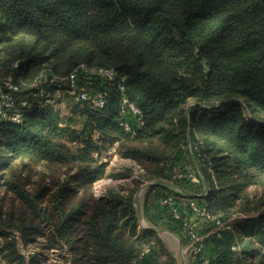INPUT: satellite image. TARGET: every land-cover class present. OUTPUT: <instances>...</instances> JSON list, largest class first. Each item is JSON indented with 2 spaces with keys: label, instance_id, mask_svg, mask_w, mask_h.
I'll use <instances>...</instances> for the list:
<instances>
[{
  "label": "trees",
  "instance_id": "obj_1",
  "mask_svg": "<svg viewBox=\"0 0 264 264\" xmlns=\"http://www.w3.org/2000/svg\"><path fill=\"white\" fill-rule=\"evenodd\" d=\"M82 63L115 70L109 86L79 77L104 94L103 107L70 99L29 111L53 88L40 74L66 76ZM9 77L16 90L7 89ZM2 90L14 99L11 112L22 113L20 122L0 115L6 263H42V254L20 252L16 231L23 244L58 246L69 264H178L153 227L138 231L137 182L126 193L92 192L104 165L91 150L101 155L119 141L120 154L153 181L142 205L150 225L181 231L159 198L188 196L179 190L187 181L174 180L178 190L165 184V168L185 162L207 188L198 199L208 215L199 219L208 264H264L263 202L247 192L264 184V0H0ZM122 93L145 121L133 136L118 122ZM218 220L228 228L216 231Z\"/></svg>",
  "mask_w": 264,
  "mask_h": 264
},
{
  "label": "built area",
  "instance_id": "obj_2",
  "mask_svg": "<svg viewBox=\"0 0 264 264\" xmlns=\"http://www.w3.org/2000/svg\"><path fill=\"white\" fill-rule=\"evenodd\" d=\"M115 70L112 68H97L89 67L82 63L77 66L66 76L41 75L45 81L53 84L51 90H41V94L45 95L43 102L36 104L29 108V111L41 110L44 112L47 105L54 106L56 99L59 97H67L73 101H87L93 108L99 109L105 104L104 94L94 93L86 90L80 85L79 77L81 75H95L101 79V84L109 86L113 83L115 78ZM124 78H121L123 80ZM8 90H16L17 85L12 81L11 77L6 82ZM121 91H124L122 86ZM23 105H27L25 101ZM14 106V99L9 91H0V115L10 117L15 122L22 120V113L19 111H12ZM119 125L131 136H133L145 124L141 109L132 103L125 93H122L119 106ZM165 174H171L170 182L182 179L194 185L200 183V178L195 174L193 167L185 162H176L169 164L165 170ZM148 187L151 182H148ZM147 187V188H148ZM178 190L179 188H174ZM101 191V190H100ZM98 192V191H97ZM206 194V193H205ZM204 193H195L187 197H176L172 193H164L159 198L160 205H167L171 208L173 217L180 220L181 231L179 235L183 243V251L190 264H208L209 258L206 254V237L208 234H203L200 230V218L208 216L205 208L199 204V197L205 195ZM141 198V196H140ZM189 209L190 213L184 211ZM217 229L219 231L228 228L220 220L217 222ZM143 225V224H142ZM235 247H233L234 249ZM149 248L143 252L148 253ZM158 264V263H153Z\"/></svg>",
  "mask_w": 264,
  "mask_h": 264
},
{
  "label": "rangeland",
  "instance_id": "obj_3",
  "mask_svg": "<svg viewBox=\"0 0 264 264\" xmlns=\"http://www.w3.org/2000/svg\"><path fill=\"white\" fill-rule=\"evenodd\" d=\"M69 101L71 100L67 97H59L56 99V102L54 103L55 105L53 107L55 109L68 107L69 105H71V102ZM96 140V136L95 134H93L92 141L96 143ZM66 143L70 146L74 145V143L70 144L69 141H66ZM120 148L121 143L119 141H116L108 147L107 151H102L103 153H101V155L96 149L91 150V155L98 161L99 164L104 165V174L101 178L93 182L92 192L96 197L106 195L107 192L111 189H113L114 191H121L126 193L130 188H134V182H137L136 184L138 187L133 193V205L136 208L139 218L138 231H141L142 228L147 227L151 224L142 215V204L139 201L140 196L143 197L146 194L148 187L147 183L151 180H148L146 178V171L141 164L130 157H124L120 154ZM174 186L175 188H178L175 183ZM247 192L250 194V197H252L253 200L262 201L264 207V184H252L248 186ZM258 213L259 210H253L248 213H233V215L237 218H243L247 216L254 217L257 216ZM10 237L16 240L17 248L22 254L26 256L33 253L42 254L43 258L41 259V264H69L63 259V257L67 256V253L64 250L58 248V246L51 243L49 244L43 238H37L35 242L23 244L18 232L15 231L10 235ZM49 245L51 246L48 247ZM4 249V240L0 238V262H2L3 264H9L2 259L4 254L2 250L4 251Z\"/></svg>",
  "mask_w": 264,
  "mask_h": 264
},
{
  "label": "crops",
  "instance_id": "obj_4",
  "mask_svg": "<svg viewBox=\"0 0 264 264\" xmlns=\"http://www.w3.org/2000/svg\"><path fill=\"white\" fill-rule=\"evenodd\" d=\"M151 184L153 181H150ZM165 184L168 187H173L174 183L172 182H165ZM201 186L194 185L190 182H185L183 185H181V188L179 190L182 191L183 194L191 196L193 194L197 193H206V186L202 183ZM199 191V192H195ZM139 201L143 205V197L139 198ZM153 227L157 232L159 237L162 239V241L165 243L166 247L169 249L170 252L174 255L176 258V261L178 264H190L186 258V255L183 251V243L181 241V237L179 235V231L176 229H173L168 225V223L159 222V224L156 225H149Z\"/></svg>",
  "mask_w": 264,
  "mask_h": 264
}]
</instances>
